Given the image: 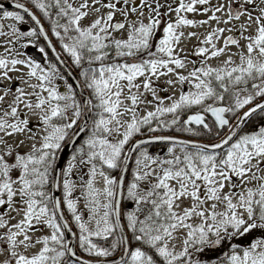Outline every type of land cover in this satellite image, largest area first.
I'll return each instance as SVG.
<instances>
[{"label": "snow or ice", "instance_id": "1", "mask_svg": "<svg viewBox=\"0 0 264 264\" xmlns=\"http://www.w3.org/2000/svg\"><path fill=\"white\" fill-rule=\"evenodd\" d=\"M31 2L79 72L72 77L41 19L24 3L13 0L19 11L0 12L14 21L27 13L34 22L27 31L11 23L0 32L11 37L0 41L7 45L0 51V264H113L77 257L62 204L78 229L79 247L100 257L120 249L114 264H264V0ZM169 13L175 19H165ZM210 21L215 24L202 39L187 33L199 42L193 53L201 57L199 66L191 61L187 74L177 71L188 63L179 55L182 29ZM38 36L54 59L44 45L38 47L43 64L14 53L21 37L30 38L27 45ZM226 52L217 65L209 63ZM161 76H168L165 85L187 84L188 90L159 95L168 90L156 83ZM77 88L87 95L78 99ZM184 110L190 114L182 119ZM178 123L184 132L202 126L207 139L154 134ZM136 136L144 138L132 143ZM154 141L167 143L164 156L149 151ZM63 148L71 153L57 167ZM130 155L135 162L125 185ZM77 168L87 220L72 198ZM113 169H120L116 176ZM61 177L62 198L49 190L61 187ZM126 200L134 206L126 208ZM44 228L50 232L34 239Z\"/></svg>", "mask_w": 264, "mask_h": 264}, {"label": "rangeland", "instance_id": "2", "mask_svg": "<svg viewBox=\"0 0 264 264\" xmlns=\"http://www.w3.org/2000/svg\"><path fill=\"white\" fill-rule=\"evenodd\" d=\"M160 2H161L162 4H165V3L170 2V0H160ZM177 2H178V0H177ZM210 2H211V3H215L216 0H210ZM164 11H166V8H162V9H161V12H164ZM187 15L189 16V18H196V19H201V18H203L202 15H201L200 13H188ZM169 17H170L171 19H175V14H174V13H169V14H168V17H165V19H167V18H169ZM212 24H215V21H210L209 24H207V25H203V26H190V27H185V28L182 29V31L184 32V37L181 38V40H180V44L178 45V47L181 48V49H183V50L179 52V55H180L181 57H187L188 63L186 64L185 68H183V69H179V68H178L177 71L182 72V73H184V74H187V72H188L189 70H191V67H192L191 61H197L196 66L198 67V66H199V59H201V57H198V56H196L195 54H193V53H194V46H196V45L199 43L198 40L196 39V37H187V33H188L189 31L197 32V33L200 35V38L202 39V38H203V35L206 33V31L211 30V25H212ZM222 26L225 27V29H227V27H228V25H222ZM224 35H228V32L225 31ZM4 38H5V39H9L8 37H7V38H6V37H0V40H2V39H4ZM216 43H217V46H221L222 43H223V37H221V39H220L219 41H217ZM243 43H244V41H241V44H243ZM0 46H1V43H0ZM20 47H21V46H20ZM228 47L231 49L232 52H235V51H236L235 46L229 45ZM17 54H19V53L17 52ZM227 54H228V53L226 52V53L222 54V55H221L220 57H218V58H211V59L209 60V63H211L213 66H215V65H217L220 61H222V60L225 58V56H226ZM21 58H22V56H21ZM234 59L238 60V57H234ZM18 67H22V68H24L23 66H18ZM76 68H77V67H76ZM24 70L26 71L27 69L24 68ZM10 74L13 75V76H18V75H20V73H18V72H13V73H10ZM169 76H171L172 79H175V76H174L173 74H169ZM166 79H168V76H161V77L159 78V80L156 81V83H157L161 88H168L167 91H161V92L159 93V95H161V96H170V95H172L173 92H174L175 95L178 96V95H179V92H180V90H181V88H183V90H185V91L188 90V87H189V86H188L187 84H184V85H182V86L179 85V84H177V85H175L174 87H169V86H167V85L164 84V81H165ZM57 82L63 84L62 81L57 80ZM3 83L6 84L7 81H3ZM148 98L151 99V96L149 95ZM168 103H169V101H168V100H165V104H168ZM149 107H151V106H149ZM143 111H144V106H141V107H140V114H141V115L143 114ZM124 118L126 119L127 117H124ZM157 134H158V133H157ZM159 134H171V133H168V132H162V133H159ZM170 136H171V135H170ZM82 138H83V137H82ZM82 138H81V139H82ZM37 142H38V141H37ZM166 150H167V147H165V148H163V147H158L157 151L152 152V153H153V154H159V155H161V156H164V155L166 154ZM125 151H127V147L125 148ZM176 151H177V152L179 151V148H178V147H177ZM150 152H151V151H150ZM70 153H71V152H70ZM70 153L67 155L66 161H67L68 156L70 155ZM66 161H65V163H66ZM134 162H135V161H134ZM65 163H64V164H65ZM133 165H134V164H133ZM84 171H86V169H85ZM116 171L118 172V169H116ZM131 171H132V170H131ZM131 171H130V174H131ZM80 174H81V169L77 168V169H74V170H73V174H72V176H71V179L75 182V184H76L77 186H76V188L74 189V191H73V193H72V198H73V199H76V200L78 201V203H77V208L80 210L81 215L83 216V218H84L85 220H87V219H88V217H87L88 209L85 207L86 199H85V197L81 194V189H80V187H79V185L81 184ZM75 175H77V178H75ZM84 178L87 179L86 176H85ZM129 179H130V178H129ZM60 184H61V187L59 188V193H60V197L62 198V191H63V189H62V177L60 178ZM95 184H96V187H98V188L102 187V181H101V179H100L99 177H97V179H96V181H95ZM49 190L52 191V188H51L50 186H49ZM62 208L64 209V211H66V213L68 212L66 206H64L63 204H62ZM82 210H85V211H82ZM66 216H67V215H66ZM19 218H20L19 216L16 217V219H19ZM67 218H68V216H67ZM68 219H69V221H71L70 218H68ZM12 222L14 223L15 220H13ZM71 222H72V221H71ZM72 224L74 225L75 232L77 233V237H78V235H79V233H78V229L76 228L74 222H72ZM49 232H50V229H48V228H44V229H43V232H37V233L32 234V235H33V238L35 239L36 236H39V235H42V234H47V233H49ZM178 246H179V243L177 242V247H178ZM38 248H39V245H37L36 247L30 249L29 251H30V252H31V251H36V250H38Z\"/></svg>", "mask_w": 264, "mask_h": 264}, {"label": "trees", "instance_id": "3", "mask_svg": "<svg viewBox=\"0 0 264 264\" xmlns=\"http://www.w3.org/2000/svg\"><path fill=\"white\" fill-rule=\"evenodd\" d=\"M75 68H76V67H75ZM72 70H73L74 74L76 75V77H78L79 69L76 68V70H74V69H72ZM77 98H78V96H77ZM207 102H211V101H207ZM193 109H197V107H196V106H192L191 110H193ZM188 111H189V110L181 111L180 113H178V115H180V116L182 117V119H183L185 113L188 112ZM166 118H169V119H170V118H171V115L168 114V115L166 116ZM191 126H192V125H191ZM192 127L195 129V132H184V131L182 130V125H181L180 123H178L177 125H175V126H173V127L164 128V129H157V131H156L154 134L162 133V132H168V133H174V134L189 135L190 137L197 138V139H200V140H206V139H207V137H206V136L203 134V132H202V127H201V126H199V127L192 126ZM145 131H147V130H145ZM222 132H223V131H221V132L219 133V135H221ZM136 137H138V136H136ZM136 137H135V138H136ZM79 143H80V142H79ZM161 146L166 147L167 144H163V145H161ZM110 173H111V175L115 176V169L110 170ZM125 193H126V189H125ZM124 204H125V207H126V208H131V207L134 206L130 200H126V201L124 202ZM67 213H68V212H67ZM68 215H70V218H71V214L68 213ZM94 240H95V242H97V243H99V244H101V245H104V246H107V244L109 243L108 240H104V239H100V238H94ZM77 242H78V239H77ZM78 246H79V243H78ZM80 250H81L84 254H86V255H89V256H92V257H100V256L95 255V254H90V253L84 252L83 249H81V248H80ZM118 250H119V249H117L116 251L112 252L111 255H109V256H113V255H115V254L118 252Z\"/></svg>", "mask_w": 264, "mask_h": 264}, {"label": "flooded vegetation", "instance_id": "4", "mask_svg": "<svg viewBox=\"0 0 264 264\" xmlns=\"http://www.w3.org/2000/svg\"><path fill=\"white\" fill-rule=\"evenodd\" d=\"M9 1H13V0H0V4H4V3H7ZM19 2L21 3H24L25 5H27L29 8H31L32 11H34L36 13V15L42 20V22L44 23V25L46 26L48 32L50 33L51 35V30H50V25L49 23L47 22V20L45 19L46 17H44L42 15V13L34 7V5L32 4V2L30 1H27V0H19ZM4 9H8V10H13V11H19L18 9L16 8H3V9H0V12H2ZM22 14L24 15V20L23 21H14V20H11V19H4L6 21H9L8 22V25L11 24V23H15L16 26L21 30V31H27L29 27H33L32 23L29 21L28 17H26V15L22 12ZM2 19L3 18H0V24L2 22ZM6 31V27L3 26V29L1 30V32H5ZM52 36V35H51ZM27 39H30L28 37H21L20 40H19V43H15L14 42V46L16 48H19L20 51H22L23 53L25 52V48L28 46V47H32V46H36L37 47V50H38V47H39V42H38V37H36V43H32V44H27L25 45V41ZM21 46V47H20ZM39 51V50H38ZM25 57L28 56L27 54H23ZM40 63H44L43 59L41 61H39Z\"/></svg>", "mask_w": 264, "mask_h": 264}, {"label": "water", "instance_id": "5", "mask_svg": "<svg viewBox=\"0 0 264 264\" xmlns=\"http://www.w3.org/2000/svg\"><path fill=\"white\" fill-rule=\"evenodd\" d=\"M46 42V44H47V41H45ZM50 50V49H49ZM50 52H51V50H50ZM52 53V52H51ZM64 71H66V68L64 67V66H62V65H60V64H58ZM73 77V76H72ZM74 78V77H73ZM73 78H70L69 80H70V82L71 83H74V79ZM77 91H78V93L80 94V96H85V94H84V92H82L81 91V89H79V88H77ZM209 116H211V114L209 113ZM176 137V136H175ZM144 137H142V138H139V139H143ZM178 139H183V140H189V139H185V138H183V137H177ZM79 139V138H78ZM77 139V140H78ZM76 140V141H77ZM76 141H74L73 143H76ZM135 142V141H134ZM133 142V143H134ZM164 141H154V142H151V143H163ZM71 148H64L63 150H62V152H61V157L62 158H60V159H58V162H57V167H60L61 166V163H62V161H63V159H64V157L66 156V154L68 153V151L70 150ZM135 149H132L131 151L133 152ZM130 157H131V155L129 156V160H130ZM129 164V163H128ZM128 164L126 165V166H124V169H123V171H124V173L126 172V170H127V168H128ZM54 195L55 196H57L58 197V189H54ZM72 229V228H71ZM68 234H69V238H71V241H72V245L74 246V232H73V230L71 231V232H68ZM77 254V253H76ZM122 255V252L118 255V256H116V257H113V258H108V259H103V260H94V259H87V258H83L82 256H80V255H78L77 254V257L80 259V260H89V261H93V262H95V261H101V262H103L104 260H107V261H111V262H113V264H114V261L116 260V259H118L120 256ZM77 257H72V259H76Z\"/></svg>", "mask_w": 264, "mask_h": 264}]
</instances>
